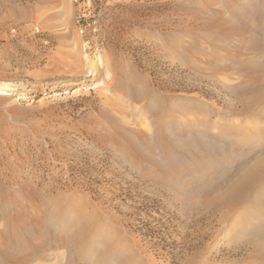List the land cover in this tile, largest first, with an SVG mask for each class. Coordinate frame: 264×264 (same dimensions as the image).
<instances>
[{
	"label": "rangeland",
	"instance_id": "374dc122",
	"mask_svg": "<svg viewBox=\"0 0 264 264\" xmlns=\"http://www.w3.org/2000/svg\"><path fill=\"white\" fill-rule=\"evenodd\" d=\"M9 1L0 230L62 207L64 264L71 229L76 264H264V178L218 194L264 156V0Z\"/></svg>",
	"mask_w": 264,
	"mask_h": 264
},
{
	"label": "bare ground",
	"instance_id": "6f19581e",
	"mask_svg": "<svg viewBox=\"0 0 264 264\" xmlns=\"http://www.w3.org/2000/svg\"><path fill=\"white\" fill-rule=\"evenodd\" d=\"M3 89V87H0V93L4 92ZM157 98L155 96V99ZM262 178H264V156L250 163L247 168L238 174L230 185H225V187L221 188L222 190L218 194L225 193L231 195L233 191L238 193L242 192L237 200L240 203L249 198L254 183ZM56 209L55 220L57 223L54 220V223L49 220L48 224L50 226L45 220L41 219V223H38L36 226L25 225L27 223H23L16 229L17 232L12 229V224V227L9 226L4 230H0V264H64L60 255L54 258L51 253H46L42 248L47 242V235L44 234L45 231L48 232L46 228L63 227L64 223L68 221L65 209L62 207H57ZM77 233L74 229H71L70 233L58 234L60 237L58 238L59 241L66 240L72 244L79 240L77 244H72L73 252L67 264H76L74 261L76 258L88 259L87 256H90L89 252H80L82 247L80 236ZM33 234H37V237L33 238ZM251 240L259 246L262 245L259 244L260 242L256 238H251ZM260 248L262 249V246Z\"/></svg>",
	"mask_w": 264,
	"mask_h": 264
},
{
	"label": "crops",
	"instance_id": "0c3cea01",
	"mask_svg": "<svg viewBox=\"0 0 264 264\" xmlns=\"http://www.w3.org/2000/svg\"><path fill=\"white\" fill-rule=\"evenodd\" d=\"M10 8H11L12 11H15L17 9L16 5H14L13 2H11L9 0H0V19H3L5 12H7V10H9Z\"/></svg>",
	"mask_w": 264,
	"mask_h": 264
}]
</instances>
